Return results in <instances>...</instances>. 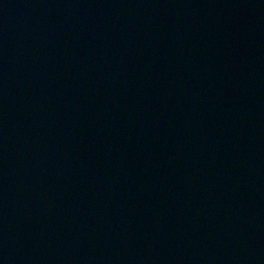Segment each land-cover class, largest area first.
Segmentation results:
<instances>
[{"label": "water", "instance_id": "water-1", "mask_svg": "<svg viewBox=\"0 0 264 264\" xmlns=\"http://www.w3.org/2000/svg\"><path fill=\"white\" fill-rule=\"evenodd\" d=\"M0 264H264V0H0Z\"/></svg>", "mask_w": 264, "mask_h": 264}]
</instances>
